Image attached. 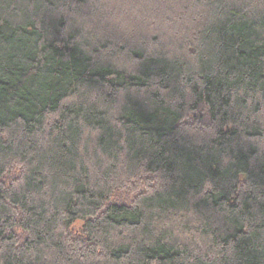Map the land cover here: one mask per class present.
<instances>
[{
	"label": "trees",
	"instance_id": "1",
	"mask_svg": "<svg viewBox=\"0 0 264 264\" xmlns=\"http://www.w3.org/2000/svg\"><path fill=\"white\" fill-rule=\"evenodd\" d=\"M0 264H264V0H0Z\"/></svg>",
	"mask_w": 264,
	"mask_h": 264
}]
</instances>
